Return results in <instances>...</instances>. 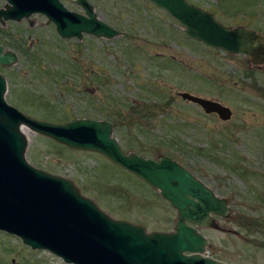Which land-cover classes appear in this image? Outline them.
Returning a JSON list of instances; mask_svg holds the SVG:
<instances>
[{"label":"rangeland","instance_id":"obj_1","mask_svg":"<svg viewBox=\"0 0 264 264\" xmlns=\"http://www.w3.org/2000/svg\"><path fill=\"white\" fill-rule=\"evenodd\" d=\"M100 19L123 33L63 39L35 17L0 24V45L18 61L0 66L7 101L32 117L66 122L110 120L126 152L171 156L220 197L231 213L200 227L207 255L227 264H264V62L187 37L183 27L150 0H89ZM227 26L264 35V0H190ZM72 0H69L71 5ZM77 10L80 7L74 6ZM214 99L230 120L207 114L179 92ZM27 160L72 180L115 219L148 233L173 232L178 212L159 192L103 154L68 147L28 128ZM0 264H68L0 231Z\"/></svg>","mask_w":264,"mask_h":264},{"label":"water","instance_id":"obj_2","mask_svg":"<svg viewBox=\"0 0 264 264\" xmlns=\"http://www.w3.org/2000/svg\"><path fill=\"white\" fill-rule=\"evenodd\" d=\"M0 18L28 17L43 11L57 24L63 38L83 39L84 33L114 38L123 32L100 19L89 0H76L86 14L66 9L59 0H8ZM183 27L188 37L231 54L264 62V35L243 25L227 26L213 12L189 0H151ZM0 46V65L18 61ZM7 80L0 72V230L22 239L35 250H47L69 264H227L204 253L209 239L199 227H217L214 215L227 217V199L167 155L157 159L127 153L114 135L110 120L74 118L64 123L41 120L10 104ZM207 114L230 120L233 111L218 100L179 92ZM51 137L68 147L96 151L116 165L159 189L178 212L173 232L148 233L143 225L115 219L84 196L72 180L32 165L26 158L23 131Z\"/></svg>","mask_w":264,"mask_h":264},{"label":"flooded vegetation","instance_id":"obj_3","mask_svg":"<svg viewBox=\"0 0 264 264\" xmlns=\"http://www.w3.org/2000/svg\"><path fill=\"white\" fill-rule=\"evenodd\" d=\"M59 3H61L69 11L81 13V14H84V15L86 14V11L83 8V6L81 4H78L76 2V0H72L71 5L69 4V0H59ZM73 5L74 6H77V7H80L81 10H77L76 8L73 7ZM7 6H11V3L8 0H0V9L1 10L2 9L6 10L7 9ZM35 17L44 18L45 19V23L44 24L47 25V26L53 27V29L58 33L57 24L55 23V21L52 20V19H50L49 16L46 13H44L43 11H35V12H32L28 17L25 16V17H23L20 20H17V19H5L4 17H2V18H0V24L3 25L5 21H11V22H14V23H21L23 21H27V23H28L29 26H33L34 23H33L32 19H35ZM58 35L61 38H63L59 33H58ZM63 39H67V38H63ZM70 39H72V38H70ZM0 46L3 47V52L2 53H6V51H8V50L5 49V47L3 45H0ZM214 114H216V113H214ZM135 176H137V175H135ZM138 178H140V177H138Z\"/></svg>","mask_w":264,"mask_h":264},{"label":"trees","instance_id":"obj_4","mask_svg":"<svg viewBox=\"0 0 264 264\" xmlns=\"http://www.w3.org/2000/svg\"><path fill=\"white\" fill-rule=\"evenodd\" d=\"M69 120V119H68ZM68 120H64V121H68ZM264 221L261 220H256L254 223L257 224L258 227H260V225H262L261 223H263Z\"/></svg>","mask_w":264,"mask_h":264},{"label":"bare ground","instance_id":"obj_5","mask_svg":"<svg viewBox=\"0 0 264 264\" xmlns=\"http://www.w3.org/2000/svg\"><path fill=\"white\" fill-rule=\"evenodd\" d=\"M23 131H24L25 133H27V131H28V127L24 126V127H23Z\"/></svg>","mask_w":264,"mask_h":264}]
</instances>
